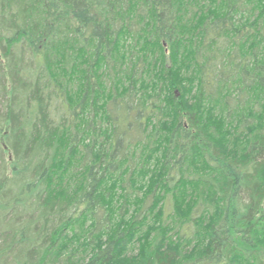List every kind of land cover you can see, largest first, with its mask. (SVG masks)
<instances>
[{
  "label": "trees",
  "instance_id": "1",
  "mask_svg": "<svg viewBox=\"0 0 264 264\" xmlns=\"http://www.w3.org/2000/svg\"><path fill=\"white\" fill-rule=\"evenodd\" d=\"M0 264H264V0H0Z\"/></svg>",
  "mask_w": 264,
  "mask_h": 264
}]
</instances>
